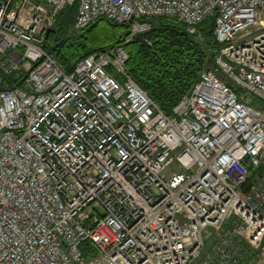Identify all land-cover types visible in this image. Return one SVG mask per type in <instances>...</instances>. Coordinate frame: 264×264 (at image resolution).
<instances>
[{
    "label": "built area",
    "instance_id": "1",
    "mask_svg": "<svg viewBox=\"0 0 264 264\" xmlns=\"http://www.w3.org/2000/svg\"><path fill=\"white\" fill-rule=\"evenodd\" d=\"M75 0H0V264H241L264 255V0H78L74 27L214 19V72L165 114L123 47L66 72L46 30ZM4 77L20 82H5ZM176 164L179 172L170 170ZM254 177L247 191L241 186ZM88 243V244H86Z\"/></svg>",
    "mask_w": 264,
    "mask_h": 264
},
{
    "label": "trees",
    "instance_id": "2",
    "mask_svg": "<svg viewBox=\"0 0 264 264\" xmlns=\"http://www.w3.org/2000/svg\"><path fill=\"white\" fill-rule=\"evenodd\" d=\"M77 1L57 14L46 38V50L66 72L93 53L121 46L128 56L127 74L167 115L191 92L203 72H214L225 81L224 72L216 64L221 44L214 36L213 18L198 25L194 34L176 18H143L141 21L150 23V30L136 34L131 42L124 44L130 34L127 23L98 18L87 27L76 29ZM45 30L46 25L43 33ZM20 79L4 77L9 83ZM253 173L250 170L247 182L241 186L243 191L248 190ZM249 260L246 258L241 264H248Z\"/></svg>",
    "mask_w": 264,
    "mask_h": 264
},
{
    "label": "rangeland",
    "instance_id": "3",
    "mask_svg": "<svg viewBox=\"0 0 264 264\" xmlns=\"http://www.w3.org/2000/svg\"><path fill=\"white\" fill-rule=\"evenodd\" d=\"M225 82L230 83L234 86V88L236 89V91L239 94H246L242 89H240L238 86L234 85L225 75ZM253 105L256 108H260L261 110L264 109V102L258 100L257 98L253 99ZM170 170H173L175 172H179L180 170L177 168V165L174 164L172 165V167L170 168ZM255 261L253 260H249L248 264H264V255L263 256H255L254 257Z\"/></svg>",
    "mask_w": 264,
    "mask_h": 264
},
{
    "label": "water",
    "instance_id": "4",
    "mask_svg": "<svg viewBox=\"0 0 264 264\" xmlns=\"http://www.w3.org/2000/svg\"><path fill=\"white\" fill-rule=\"evenodd\" d=\"M51 26H52V24H49V25L47 26L46 33H45L46 38H47V35H48V33H49V30H50Z\"/></svg>",
    "mask_w": 264,
    "mask_h": 264
}]
</instances>
